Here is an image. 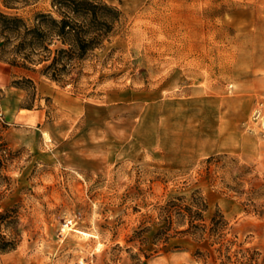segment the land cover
<instances>
[{
	"label": "rangeland",
	"instance_id": "obj_1",
	"mask_svg": "<svg viewBox=\"0 0 264 264\" xmlns=\"http://www.w3.org/2000/svg\"><path fill=\"white\" fill-rule=\"evenodd\" d=\"M50 1L0 12L30 21ZM107 1L123 18L69 82L0 16V212L20 230L0 264H264V0ZM195 192L225 238L156 242L159 205Z\"/></svg>",
	"mask_w": 264,
	"mask_h": 264
},
{
	"label": "trees",
	"instance_id": "obj_2",
	"mask_svg": "<svg viewBox=\"0 0 264 264\" xmlns=\"http://www.w3.org/2000/svg\"><path fill=\"white\" fill-rule=\"evenodd\" d=\"M37 0H6V6L17 8ZM0 16L11 19L12 27L22 35L27 49L25 57L32 62H46L45 73L59 82L78 79L84 60L105 45L123 18L122 9L107 0H51L48 9H40L31 20L19 15ZM12 149L0 134V201L4 184L10 176L3 172ZM207 199L199 193L190 197L175 196L159 205L156 223V242L167 241L177 234L204 238L207 234L220 241L227 220L222 212L214 213L208 221L205 212ZM18 209L7 207L0 212V250L15 248L20 240L17 226ZM5 228V230L3 229Z\"/></svg>",
	"mask_w": 264,
	"mask_h": 264
},
{
	"label": "crops",
	"instance_id": "obj_3",
	"mask_svg": "<svg viewBox=\"0 0 264 264\" xmlns=\"http://www.w3.org/2000/svg\"><path fill=\"white\" fill-rule=\"evenodd\" d=\"M14 69L0 63V93L10 92Z\"/></svg>",
	"mask_w": 264,
	"mask_h": 264
},
{
	"label": "bare ground",
	"instance_id": "obj_4",
	"mask_svg": "<svg viewBox=\"0 0 264 264\" xmlns=\"http://www.w3.org/2000/svg\"><path fill=\"white\" fill-rule=\"evenodd\" d=\"M83 232H85V231H83ZM87 233V232H86Z\"/></svg>",
	"mask_w": 264,
	"mask_h": 264
}]
</instances>
